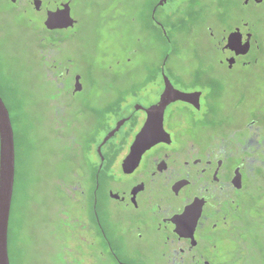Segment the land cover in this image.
I'll use <instances>...</instances> for the list:
<instances>
[{
  "label": "flooded vegetation",
  "instance_id": "1",
  "mask_svg": "<svg viewBox=\"0 0 264 264\" xmlns=\"http://www.w3.org/2000/svg\"><path fill=\"white\" fill-rule=\"evenodd\" d=\"M193 1L198 6L184 14L190 27L204 18L206 56L186 73L171 66L167 75L168 54L156 93L121 91L99 106L81 95L80 75L52 47L45 51L44 234L79 264H217L218 254L232 252L228 244L247 235L251 220L264 224V207L257 214L243 202L264 198V0H212L215 10ZM9 2L40 12L49 33L76 23L70 13L72 27L45 25L49 3L70 7L69 0ZM163 74L190 98L168 103L159 140L130 155L163 92ZM99 123L106 125L102 134ZM13 135L16 173L14 128Z\"/></svg>",
  "mask_w": 264,
  "mask_h": 264
},
{
  "label": "rangeland",
  "instance_id": "2",
  "mask_svg": "<svg viewBox=\"0 0 264 264\" xmlns=\"http://www.w3.org/2000/svg\"><path fill=\"white\" fill-rule=\"evenodd\" d=\"M69 1L75 25L49 33L40 12L0 0V96L17 135L8 224L10 264H79L73 256L58 252L55 239L48 244L44 234L42 152L49 117L42 111L49 79L43 61L46 49L52 47L54 57L80 75L81 95L99 106L116 99L121 91L156 93L161 63L168 54L163 70L167 75L171 66L186 73L206 56V31L201 28L204 18H193L191 27L177 24L179 16L186 17L187 10L198 6L193 0H166L154 13L161 0ZM216 6L212 0L201 4L205 10ZM175 9L177 15H169ZM211 19L215 18H205ZM62 83L69 89L70 77ZM105 126L99 123L97 133L102 134ZM243 202L257 214L264 207V198L257 196L244 197ZM247 232L240 241L228 244L235 253L212 256L217 264H264V224L251 220Z\"/></svg>",
  "mask_w": 264,
  "mask_h": 264
},
{
  "label": "water",
  "instance_id": "3",
  "mask_svg": "<svg viewBox=\"0 0 264 264\" xmlns=\"http://www.w3.org/2000/svg\"><path fill=\"white\" fill-rule=\"evenodd\" d=\"M166 0H161L153 8V13L157 6L163 5ZM75 20L70 16L68 3L50 2L47 7L45 25L53 27H72ZM164 89L160 95L158 103L148 109V119L140 132L137 134L131 145V154H141L145 149L159 140L158 134L163 131L161 115L164 107L175 100L188 101L189 93L175 89L168 77L163 74ZM75 90L81 89L79 75L75 77ZM156 112H159V120H155ZM118 128L106 135L104 140ZM15 173V148L14 135L9 111L0 96V264H10L8 254V224L11 210L13 186Z\"/></svg>",
  "mask_w": 264,
  "mask_h": 264
},
{
  "label": "trees",
  "instance_id": "4",
  "mask_svg": "<svg viewBox=\"0 0 264 264\" xmlns=\"http://www.w3.org/2000/svg\"><path fill=\"white\" fill-rule=\"evenodd\" d=\"M189 18L186 19V17L179 16L177 20V24L180 27H190Z\"/></svg>",
  "mask_w": 264,
  "mask_h": 264
}]
</instances>
